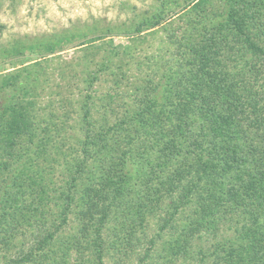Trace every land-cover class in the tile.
<instances>
[{
	"label": "trees",
	"instance_id": "1",
	"mask_svg": "<svg viewBox=\"0 0 264 264\" xmlns=\"http://www.w3.org/2000/svg\"><path fill=\"white\" fill-rule=\"evenodd\" d=\"M130 20L73 31L105 53L78 92L76 68L46 92L54 59L21 58L70 36L0 51V264H264V0ZM147 30L162 43L137 58Z\"/></svg>",
	"mask_w": 264,
	"mask_h": 264
},
{
	"label": "rangeland",
	"instance_id": "2",
	"mask_svg": "<svg viewBox=\"0 0 264 264\" xmlns=\"http://www.w3.org/2000/svg\"><path fill=\"white\" fill-rule=\"evenodd\" d=\"M155 0H0V51L6 47H12L17 43H35L45 40L56 41L64 35L70 36L77 29H94L95 26L112 28L126 27L132 23V17L149 8ZM172 11V10H171ZM169 12L170 17L173 13ZM167 17V16H166ZM90 31V30H88ZM91 32L89 36H93ZM112 38L115 44H124L125 48L131 47L130 38L126 34H114ZM162 34L144 32L140 37H135L134 43L138 46L137 58L144 54L156 53L162 43ZM83 39L76 37L64 42V47L51 53L43 49L42 52L26 51L24 56L27 59H54L49 60L48 80L45 82L46 92L49 86H56L58 80L57 69L60 63L68 71L76 68L81 71L74 84L69 85L68 90L75 92L81 88L83 71L94 70L103 60L104 52L96 50L95 47L84 49L81 47ZM84 42V41H83ZM98 44V43H97ZM95 48V50H93ZM133 51V47H132ZM95 52V53H94ZM1 53V52H0ZM1 55V54H0ZM117 57H113L114 60ZM13 69L12 59L0 56V73ZM83 70V71H82ZM110 82H99L100 91L106 92ZM45 92V93H46ZM70 92V91H68ZM4 250L0 251V258H3ZM10 256L9 251L6 253ZM137 256L117 259L108 257L107 264H136Z\"/></svg>",
	"mask_w": 264,
	"mask_h": 264
}]
</instances>
